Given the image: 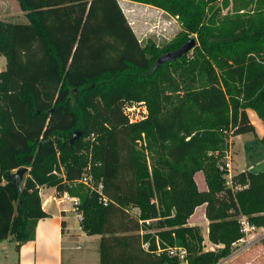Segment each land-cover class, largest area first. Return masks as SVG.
Masks as SVG:
<instances>
[{
	"label": "trees",
	"instance_id": "obj_1",
	"mask_svg": "<svg viewBox=\"0 0 264 264\" xmlns=\"http://www.w3.org/2000/svg\"><path fill=\"white\" fill-rule=\"evenodd\" d=\"M126 1L176 18L179 38L162 49L141 46L117 0H17L27 24L0 21L6 60L0 73V241L34 239L36 222L46 217L38 187L50 186L78 199L83 232L100 236L99 264H174L154 253L159 245L146 235L149 249L142 250L139 232L146 221H154L169 247L187 250L188 264H218L242 237L238 216L264 227L258 216L264 213V172L237 174L234 182L247 188L234 193L218 169L206 168L222 158L230 137L255 136L247 110L264 124V0H232L236 9L223 20L216 18L220 10L208 13L213 0ZM189 36L197 38V54L186 94L130 124L129 102L154 95L163 70L185 62L186 55L157 63ZM75 132L81 137L70 145ZM93 134L99 141L95 162L88 159ZM142 135L162 145L151 171L135 149ZM258 141L264 147V136ZM21 167L27 172L19 188L5 174ZM198 171L205 173L207 194L180 196ZM85 173L101 183L106 206L96 188L77 182ZM165 191L181 198L175 225L186 226L192 210L205 203L219 211L223 221L210 224L209 237L215 228L223 248L196 253L195 231H169L157 205ZM217 217L207 211L209 220Z\"/></svg>",
	"mask_w": 264,
	"mask_h": 264
},
{
	"label": "rangeland",
	"instance_id": "obj_2",
	"mask_svg": "<svg viewBox=\"0 0 264 264\" xmlns=\"http://www.w3.org/2000/svg\"><path fill=\"white\" fill-rule=\"evenodd\" d=\"M238 1L243 2V0ZM117 2L141 46L152 43L158 49H162L173 44V42L179 38L181 34L180 24L177 22L176 18L172 17L167 12L148 5L133 3L126 0H117ZM244 2L246 3L247 0ZM227 4L228 5L225 6L223 0H213L207 7L208 13H214L216 15L217 10H220V14H218L216 18L218 20H223L228 14H232L236 9L232 0H228ZM16 19V22H22L21 18L17 17ZM25 23H27V21ZM190 39H194L197 45L196 36H189V40ZM196 54L197 53L194 51V49H192L187 53L185 62L183 61L167 66L162 72L163 76H158L156 78L155 86L157 87L154 95L147 93L146 95H142L139 100L129 102V105L132 108V111L128 114L129 119L132 122L131 124L140 122L142 120L141 116H144L145 118L150 116L152 112L164 111L171 108L186 94L189 88L187 81L191 78L189 71L193 66V62H195ZM89 142L92 144L93 149H90L88 159L92 158V162H95L94 160L98 158L97 152L95 151L97 145H99L98 137L93 134V137ZM237 144L238 140L236 141L235 148H237ZM135 149L139 152L141 157L145 159L149 171L152 170L153 165L157 164L158 160H160L163 155L162 145L144 135H142L141 139L136 142ZM229 150L230 149L228 148L222 150V158L218 161V163L216 160L215 162L211 160V162H208L206 165V168L209 171H211L212 168L218 169L219 171V166L223 165L225 162V157L229 154ZM240 159L241 156L238 158V160ZM248 160L250 163L255 162L261 164L260 168H264V157H262L261 154L258 156H252V158ZM245 162L247 161L245 160ZM260 168H251V170L254 169L257 171V169ZM179 189L181 190V188ZM207 192L208 186L205 173L198 171L191 175V185L186 188V190L180 196L187 197L194 193L207 194ZM163 199L164 200L162 203L157 204L160 212L159 219L160 222H164L165 225L168 226L167 228L169 231L179 229H191L195 231L196 238L194 241L196 244V253L200 251L203 253L213 252L205 250H207L210 246L214 247V245L220 246V249L223 248V244L218 242V231L215 232V228L211 229L212 237H209L210 224L217 225L223 221V219L219 217V211L214 210L211 208L210 204L205 203L195 207L192 210L191 215L187 218L186 226H179L175 225V219L176 211H178L179 207L181 206V198L172 193V191H165ZM185 204L188 208L190 207L191 203L186 201ZM208 210L211 216H218L216 220H209L207 218ZM132 212L138 214V210L136 209H134ZM182 213L184 214V211ZM258 216H261V214ZM143 229L144 233L153 246L158 244L162 249H167L169 247L168 242L159 237V229L156 227L155 223L152 222L149 225L145 224ZM198 238H200V240H198ZM236 242L230 245L232 254L246 250L252 246V244L259 242L258 244H255L253 247H251V250L253 251L256 248H259V253L257 254V251H255V253L257 254L258 258H264L263 240H254L248 245ZM220 249H215V251ZM93 264H99L98 248L96 250L93 249Z\"/></svg>",
	"mask_w": 264,
	"mask_h": 264
},
{
	"label": "crops",
	"instance_id": "obj_3",
	"mask_svg": "<svg viewBox=\"0 0 264 264\" xmlns=\"http://www.w3.org/2000/svg\"><path fill=\"white\" fill-rule=\"evenodd\" d=\"M25 15L26 12L20 9L17 0H0V21L27 24ZM17 17L21 18L22 22H16ZM5 70L6 60L0 56V73ZM246 113L255 129V136L245 134L230 137L227 147L230 150L227 156L230 157L235 175L242 172L255 174L264 172V168H260L261 164L248 162L252 156L261 154L264 157V147L258 141L264 136V124L252 110H247ZM240 156L241 159L238 160ZM251 168L260 169L255 171ZM38 193L46 217L36 222L32 241L20 245L11 237L0 241V264H93V249L99 250L100 236H90L83 232L71 200L74 197L66 192L58 193L55 187L50 186L38 187ZM152 222L154 223L146 221L145 224L149 225ZM144 225L139 232L143 251H145L143 243L149 244L142 239L146 235ZM258 243L232 254L218 264H264V258L257 257L259 248L251 250V247ZM215 249H220V246H210L205 251Z\"/></svg>",
	"mask_w": 264,
	"mask_h": 264
},
{
	"label": "built area",
	"instance_id": "obj_4",
	"mask_svg": "<svg viewBox=\"0 0 264 264\" xmlns=\"http://www.w3.org/2000/svg\"><path fill=\"white\" fill-rule=\"evenodd\" d=\"M131 111H132V108L130 106H128L125 109V113L127 114V116ZM141 118L143 120L144 116H141ZM128 119H129V116H128ZM129 122L130 124L132 123L130 119H129ZM219 172L222 174V178L225 181L226 188L230 189L231 192H237V191H241L247 188L246 185L241 186L234 182V177L236 175L233 172L230 157L228 156L225 157V162L223 163V165L219 166ZM53 174H56V172L53 171ZM77 182L90 189L96 188V191L98 192V195H99L98 202L103 204V206L107 205L108 203L107 199L102 194L101 183H96L95 185L94 180L92 181V178L88 173H85L84 175H82L80 180H78ZM71 200L73 201L74 211L77 213L79 221H81L82 214L78 212L76 208V206L78 205V199L72 198ZM261 216L264 217V213L261 214ZM237 223L239 225V229H240V233L242 237L236 243H243V244L248 245L249 243H251V241L264 239V227L263 226L258 227L256 225L251 224L249 222V219L242 214L237 217ZM143 248L145 251H148L149 244L143 243ZM154 253H156L157 255L161 253H165L170 259H175L174 264H188L187 250L182 247L171 246V247H168L167 249H161L159 246H157L156 251ZM165 264H168V263H165Z\"/></svg>",
	"mask_w": 264,
	"mask_h": 264
},
{
	"label": "water",
	"instance_id": "obj_5",
	"mask_svg": "<svg viewBox=\"0 0 264 264\" xmlns=\"http://www.w3.org/2000/svg\"><path fill=\"white\" fill-rule=\"evenodd\" d=\"M196 46V41L194 39H190L189 41H187L186 43H184L179 49L167 53L164 56H162L161 58H159L158 60V65L164 64V63H168L171 61H174L176 59H179L185 55H187L188 52H190L194 47ZM81 137V133L80 132H75L70 140H69V144L73 145L75 143L78 142V140ZM27 172V169L24 167L18 168L17 170H15L14 172H6L5 177L7 180L14 182L17 184V186L19 188H21V184L23 181V176L25 175V173Z\"/></svg>",
	"mask_w": 264,
	"mask_h": 264
}]
</instances>
